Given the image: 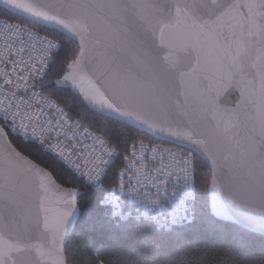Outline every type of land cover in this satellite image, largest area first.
Returning <instances> with one entry per match:
<instances>
[{
	"label": "snow or ice",
	"instance_id": "1",
	"mask_svg": "<svg viewBox=\"0 0 264 264\" xmlns=\"http://www.w3.org/2000/svg\"><path fill=\"white\" fill-rule=\"evenodd\" d=\"M0 264H264V0H0Z\"/></svg>",
	"mask_w": 264,
	"mask_h": 264
}]
</instances>
